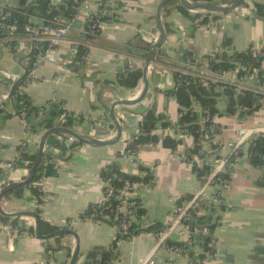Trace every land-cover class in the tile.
I'll return each instance as SVG.
<instances>
[{
    "label": "crops",
    "instance_id": "0c3cea01",
    "mask_svg": "<svg viewBox=\"0 0 264 264\" xmlns=\"http://www.w3.org/2000/svg\"><path fill=\"white\" fill-rule=\"evenodd\" d=\"M20 1L16 4L12 0H0L13 9L20 6ZM59 1L62 4L66 0ZM161 1L110 0L115 18L105 23L100 33L89 41L84 63L79 70L72 71L69 65L78 54L75 42L84 41L86 20L78 19L66 39L55 47L57 62L40 65L36 80L26 85L25 93L31 104L41 109L50 102H58L60 110L64 108L81 118L83 136L101 141L115 140L117 129L109 115L113 103L137 100L144 87L143 80L134 90L118 84V76L125 65H129L131 70L144 69L145 65L139 56L128 54L126 48L136 39L154 43L158 36L157 11ZM255 2L261 0H247L245 6L229 13L171 7L169 15L164 18L162 11V22L168 24L169 31L164 26L167 38L160 61L153 63V72L148 75V94L134 105L115 109L122 126L121 139L112 145H78V142L68 145L63 142L65 139L59 140L63 133L51 135L46 141L43 158L44 179L40 186L46 190V195L42 203L23 186L3 198L2 209L6 213L40 210L41 218L47 223L76 231L80 237L77 264H89L90 252L111 246L117 238L114 225L86 217L91 204L104 202L101 173L109 164L116 163L128 175L145 178L150 174L153 177L151 183L137 190V198L145 210L142 227L159 224L163 231L167 229L173 221L176 205L180 200L190 198L202 184L193 163L187 160V151L192 147L162 127L163 123L169 127L179 123L180 105L176 97L169 94L176 85L174 73L198 71L196 64L208 65V57L222 50L225 43H228L225 48L229 54L252 49L263 51L264 20L255 16ZM177 5H181L180 0H177ZM200 18L203 22L197 27L196 21ZM21 38L19 49L0 48V74L8 71L22 77L25 72L23 66L29 68V60L26 61L25 57L31 52L32 43L29 36L21 35ZM41 38L44 40L47 36L41 35ZM261 61L260 71L264 75V56ZM248 75L253 78H243L264 91L258 73ZM227 80H238L237 69L228 72ZM4 93L5 89L0 84V99ZM259 96L264 97V94ZM227 105V98L221 96L217 102L221 115L215 118V124L221 129L220 141L223 144L236 141L238 129L264 127V98L260 100V109L253 115L246 114L245 109L238 110L235 115L228 114ZM150 107L155 108L161 118L152 133L156 141L126 151L127 142L137 137L142 115ZM14 111L13 103L0 111V191L24 179L28 164L22 160L18 149L25 143L28 151L37 153L41 138L47 131L40 127V116L31 118L34 130H30ZM198 115L199 124L202 114L199 112ZM102 118L107 119L106 125L97 126ZM61 121L60 117L55 127L62 125ZM167 137L179 142L175 151L164 146L163 141ZM214 148L210 142L204 145L207 154ZM248 150L246 147L235 159L229 183L222 190L220 209L213 199L214 190H209L205 205L200 206L193 216L195 226L211 225L209 237H202V241L194 238L198 243L197 251L202 254V242L206 238L211 239L213 252L208 264H264V169L252 165ZM11 163L16 170L9 173L3 167ZM197 168L203 170L201 162L197 163ZM196 216L200 221H196ZM2 217L0 214V264H38L47 251L52 253L49 264H70L76 247L73 236H63L60 241H56L57 238L41 240L34 230V235L12 239L11 234L3 230L6 222ZM20 218L21 226L29 229L31 225L27 218ZM187 238L188 230L179 226L169 245H181ZM155 244V232H144L124 240L119 248L118 261L110 264H139ZM156 257L157 264H189L185 254L169 248H162Z\"/></svg>",
    "mask_w": 264,
    "mask_h": 264
},
{
    "label": "built area",
    "instance_id": "2783aa9c",
    "mask_svg": "<svg viewBox=\"0 0 264 264\" xmlns=\"http://www.w3.org/2000/svg\"><path fill=\"white\" fill-rule=\"evenodd\" d=\"M75 11L76 14L73 18L69 19L66 16H58L54 18L52 21V27H36V24L42 25V21L37 17H31L29 15L28 22L24 25V32L20 33L21 27L15 21L14 9L10 8L6 3L0 2V48L9 47L12 49H19L22 45L21 35L29 36V41L32 43L35 41V49L37 53L34 55V52L30 56L29 59V68L24 79L20 80V75L12 74L8 71H3L0 74V84L5 89V93L0 99V111L6 110V105L14 102V89L17 87V94L20 96H26V85L28 83H32L36 80V72L40 65L43 63H56L57 58L54 55L55 47H57L63 40L66 39L68 33L73 29L74 24L78 19L84 18L86 20L85 26L83 29V36L96 37L101 29L104 27V24L108 21L115 18V12L110 4V0H75ZM59 0H52V5H60ZM28 16V14H27ZM40 22V23H39ZM203 19L200 18L196 21V26L200 27L202 25ZM88 28V29H87ZM41 35H46L47 38L43 40ZM157 40V36L154 39V42ZM48 42L49 45L45 48L42 43ZM83 45L84 47H89V41L84 40L80 42H75L76 53H78V47ZM29 51V49H28ZM28 51L26 54H28ZM220 50L219 52H222ZM255 55L262 58L264 56L263 51H258L252 49ZM218 53V52H217ZM216 53V54H217ZM216 54H212L208 58V65H202V67L196 72H182L181 74H191L193 77L198 78L203 83L207 84L211 83H220L225 89L228 86L234 87L235 94H240L245 91L253 92L256 96L264 94V91L260 89V87H255L250 84L245 78H239L237 81H228L227 74L228 72L219 71L214 72L210 69V64L212 59L216 56ZM33 58V60H32ZM86 59V58H85ZM72 71L74 69L70 68ZM238 75L240 70L244 71L246 68L244 66H237L236 68ZM153 72V65H150L148 68V75H151ZM178 72V71H177ZM249 79L253 78L250 75H246ZM246 77V78H247ZM19 81V82H18ZM18 82V83H17ZM23 82V83H22ZM22 83V84H21ZM263 88V87H262ZM264 89V88H263ZM260 102V101H259ZM20 104H24L23 101ZM193 109L200 112L202 114V118L200 119V135L198 138V142H195L194 134L183 131L180 129L179 125H175L173 127H169L166 130L168 132H172L174 137L180 141H187L188 145L194 148L196 145H199L201 150L200 153L195 155L193 161L195 163L202 164V167L209 168V172L202 176L201 178V187L196 190L193 195L188 199L180 200V202L174 208V218L171 222L170 226L164 231L156 234V244L154 248L145 256V258L139 264H157V253L162 248H169L170 250L185 254L189 259V264H207L212 255L209 252L204 250V253H199L197 250L198 243L194 241V238L197 235L201 237H209L210 230L204 226L201 227H193L190 228V224L192 218L195 214V211L200 207L205 205V202L208 199V191L214 190L213 199L215 201L216 207L222 205V190L228 185L229 180L226 178V175H230L231 171L234 168L235 159L239 157L240 153L246 149V147H250L253 140L256 138L264 139V127H254V128H241L237 130V139L234 142H229L223 144L220 141V133L221 129L218 125L215 124V118L209 115V112L203 109L198 104H195ZM64 113L62 114V120L69 116V112H65L64 108H62ZM246 110V109H245ZM14 113L17 115L16 110ZM73 119L75 120L74 128H66L62 125L57 127H64L66 129H70L80 135L81 126L80 121L81 118L78 115L71 114ZM20 116L25 118L27 116V112L23 109L21 111ZM107 123L106 118L100 119L96 125L104 126ZM62 135V136H61ZM59 135L60 139H65V144L72 145L78 140L71 135L61 134ZM212 143L215 148L210 150L207 157H202V153H205L204 145L206 143ZM23 148H26L28 151L27 144L22 145ZM30 151V150H29ZM249 151V150H248ZM46 152V145L44 149V155ZM5 171L11 173L15 172L16 168L14 164H8L6 167H3ZM264 169V167H261ZM30 169L27 167L24 174V179L20 181H24L27 179L29 175ZM43 176L40 178L37 186L40 188L41 199H43L46 195V190L40 186L43 182ZM104 183V202L100 205H104L110 199H114L119 202L118 211L121 216L117 215L113 219L114 226L117 229V232L123 233L127 235L130 226L133 223H137L139 226H142V221L144 220V216L138 218L136 216L137 210L142 207L141 202L137 198V190L146 186L145 183H130L126 182L123 187L120 189H114L110 180L103 181ZM175 200L174 197L171 198ZM96 215H91L90 219L94 220ZM30 225L35 227L34 219L27 218ZM182 226L186 230H188V238L185 243L181 245H172L170 246V240L175 232V230ZM3 230L10 233L12 239H18L23 236L29 235L30 233L27 231L20 232L18 229H13L10 223H6L3 226ZM133 238V237H132ZM123 241L118 240L115 244V247L111 248L115 259L113 262L118 261V257L116 256L119 253L120 245ZM51 251H47L43 258L39 261L38 264H49V256H51ZM199 255H203V259H195ZM89 264H99L95 260L89 261Z\"/></svg>",
    "mask_w": 264,
    "mask_h": 264
},
{
    "label": "trees",
    "instance_id": "16d2710c",
    "mask_svg": "<svg viewBox=\"0 0 264 264\" xmlns=\"http://www.w3.org/2000/svg\"><path fill=\"white\" fill-rule=\"evenodd\" d=\"M194 3L200 2H207L216 5L227 6L231 5L235 0H191ZM75 0H66L60 5H52V0H36L34 5L28 8V0H21L20 6L17 9H14V16L15 21L21 27L20 33L24 32V25L26 21V17L28 12L30 11L31 17H37L42 21V25L36 24V27H52V21L54 18L58 16H66L69 19L73 18L76 14L75 11ZM247 4V0H244L240 7L245 6ZM172 7V8H171ZM173 8H177L179 10H186L182 5H177V0H171L166 4L164 7V18L167 17L170 13V10ZM255 8V16L260 19L264 20V0L261 2L254 3ZM167 31H169L168 24H164ZM88 29V28H87ZM94 37L90 36H83V40H92ZM137 40V39H136ZM134 40L129 44L126 48V52L132 56H136L142 60H146L147 54L150 51L152 43H146L141 40L136 41ZM42 45L45 48L48 47L49 43L44 42ZM228 46V43L224 44ZM223 48L222 52H218L216 56L212 59L210 64V69L214 72L225 71L229 72L230 70L236 68L237 66L241 65L244 66L246 69L244 71L240 70L238 77L243 78L248 74H253L255 72L258 73V78L260 79L261 83L264 85V75L260 71L262 66L261 58L252 50H247L244 52H235L234 54H229L226 51V48ZM89 49L84 47L83 45L78 47V54L76 59L73 63L69 66L74 70H79L80 66L84 63L85 58L87 57ZM163 52V47L159 48L154 57L153 62L157 63L160 61L159 56ZM264 52V50H263ZM37 52H34V55ZM144 53V55H142ZM210 57V56H209ZM208 57V58H209ZM33 60V58H32ZM198 70L202 67L201 64H196ZM143 78V68H138L135 70H131L129 65H125L123 70L118 76V84L127 89V90H134L138 87L140 81ZM175 79V88L169 92L170 95L176 97L178 104L180 105V118H179V127L183 131H188L194 134L195 142H198V138L200 135V125L198 124V112L193 109L194 104H198L203 109L209 112L211 118L218 117L221 115L219 109L217 108L218 99L221 96H225L228 100L227 110L226 112L231 115H235L238 110L246 109L245 113L248 115H253L256 111L260 109V100L264 97H258L253 92L245 91L240 94H235L234 87L228 86L225 89H222L223 85L220 83H211L208 82L207 84L200 81L198 78L193 77L191 74H181L179 72L174 73ZM23 83V82H22ZM21 83V84H22ZM14 102L13 107L17 112V116L21 118V120L26 124L27 128L30 130H34V126L31 124V118L33 117H41L40 127L44 128L45 130H50L56 126V122L60 119L61 114L64 113L63 110H60L58 107L60 103L58 102H50L47 107H43L38 109L31 104V101L27 96H20L17 94V87L14 89ZM23 101L24 104H20ZM25 110L27 112V116L22 118L20 116L21 111ZM66 112V111H65ZM161 118L157 115V111L155 108L150 107L146 109L142 115V120L139 127V133L136 138L129 140L127 142L126 151H131L136 149L140 145H144L147 143H152L156 141V137L152 134L153 131L157 128L158 122ZM81 122V121H80ZM75 120L73 116L70 115L66 116L62 121V126L66 128H74ZM162 127L164 129L169 128V124L163 123ZM82 144V142L78 141V145ZM163 144L166 148H169L172 151H175L179 145V142L170 139L169 137L165 138ZM19 155L22 160L26 161L28 164V168L31 169L33 163L37 158V153H32L31 151H27L26 148L20 147ZM200 146L196 145L192 149H188L187 151V160L190 163H193L197 173H199L200 178L206 175L209 172V168L205 167L203 170L197 168V163L193 161L195 155L200 153ZM242 153L239 154V156ZM207 153H202V157H207ZM249 160L252 165L257 167H264V139L263 138H256L252 141L249 151H248ZM44 161V159H43ZM43 161L40 164L33 181L25 185V188L29 189L32 195L38 199L40 203H42L41 195H40V188L37 186L40 178L43 175ZM101 177L103 181L110 180V184L114 189H120L125 185L128 181L130 183H145L149 184L153 181V177L149 174L147 177H137L131 176L124 172H122L119 166L116 163L109 164L105 169H103L101 173ZM226 178L229 180L230 175H226ZM105 192V190H104ZM119 202L115 201L114 199H110L104 205L100 204H91L88 207L86 217L90 218L91 215H96L94 221L96 222H108L114 225L113 219L115 216L121 214L118 211ZM36 214L40 217L41 223V232L43 235H50L60 230L59 227L53 226L47 223L43 218H41L40 210H34ZM136 216L141 218L145 216V210L140 207L137 210ZM6 223H10L13 229H18L20 232L27 231L30 234L34 235V229L31 226L28 228H23L21 225V218L14 217H2ZM196 221H200V219L196 216ZM197 227V226H194ZM200 227V226H199ZM193 228V227H192ZM163 229L159 226V224L153 225L149 228H143L139 226L137 223H133L127 235L123 233L117 234L116 240L112 243L111 246L106 248H96L92 252L89 253L88 258L90 260H95L99 264H110L115 259L111 248L115 247V244L118 240H128L132 237H135L144 232H155L160 233ZM62 237L57 238L56 241H60ZM211 239L206 238L202 242V246L206 252L212 254L213 248L210 246ZM120 253L116 256L119 259ZM203 255H199L195 259H203ZM208 264V263H207Z\"/></svg>",
    "mask_w": 264,
    "mask_h": 264
},
{
    "label": "water",
    "instance_id": "95a60500",
    "mask_svg": "<svg viewBox=\"0 0 264 264\" xmlns=\"http://www.w3.org/2000/svg\"><path fill=\"white\" fill-rule=\"evenodd\" d=\"M35 1L36 0H31L30 3L28 4V8H30L32 5H34ZM170 1L171 0H162L159 4V7H158V11H157L158 37H157V40L152 44L150 51L147 54V58L145 60V65H144V69H143V78H142V80H143L142 82L144 83V87H143V90L141 92L140 97L135 101H130V100L129 101H125V100L116 101L113 103V105L109 111L110 119L117 129V138L113 141H101V140H97V139H91V138L85 137L83 135H80V134H78V133H76L70 129H66L64 127H54L50 130H47L41 138V141H40V144L38 147V151H37V158H36L35 162L33 163L32 167L30 169V172H29L27 179H25L24 181H21V182L9 184V185L5 186L3 189H1V191H0V214L4 217H8V218L23 217V218L34 219V221H35L34 230H35V235L38 239L49 240V239H55V238L63 237L66 235L73 236L76 239V247H75V250L73 252L70 264H77V262L79 260V256H80V237L76 231H74L72 229H60L59 231L52 233L50 235H43L41 232L40 217L38 214H36L35 212H32V211H25V210L16 211L13 213H6L2 209V200L11 191L16 190L20 187H23L25 185H28L33 181V178H34V176H35V174H36V172H37V170H38V168H39V166L42 163L43 158H44V149H45L46 141L51 135L56 134V133L68 134V135L74 136L79 142L87 143L89 145H96V146L112 145L121 139L122 126L116 117L115 109L118 106L134 105L137 102H140L148 94V91H149L148 68L150 67V65H153V63H154L153 57H154L156 51L164 45L166 38H167L166 30H165L164 24L162 22V11H163L164 7L166 6V4ZM243 1L244 0H235L231 5L222 6V5H216V4L207 3V2L194 3L191 0H180L181 5L183 7H185L186 9L202 10V11L209 12V13H229V12H232V11L236 10L237 8H239ZM29 15H30V11L28 12V16L26 17V21H25L26 23L28 22ZM34 49H35V41L32 42L31 52L28 55H26V57H25L26 61L30 59V56L34 52ZM142 55H144V53ZM23 69L25 72L22 75L20 80L24 79V77L26 76L27 71H28V69L25 66H23ZM192 225L195 226V218L194 217L192 220ZM204 227L210 228L211 225H207ZM196 239H197V241L203 240V238L200 235H197Z\"/></svg>",
    "mask_w": 264,
    "mask_h": 264
},
{
    "label": "rangeland",
    "instance_id": "374dc122",
    "mask_svg": "<svg viewBox=\"0 0 264 264\" xmlns=\"http://www.w3.org/2000/svg\"><path fill=\"white\" fill-rule=\"evenodd\" d=\"M19 1L20 0H12V2L16 3V4H19ZM158 37V36H157Z\"/></svg>",
    "mask_w": 264,
    "mask_h": 264
}]
</instances>
